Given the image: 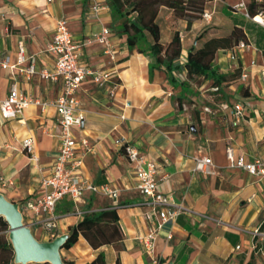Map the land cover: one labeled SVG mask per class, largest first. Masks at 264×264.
I'll return each mask as SVG.
<instances>
[{"label":"crops","instance_id":"0c3cea01","mask_svg":"<svg viewBox=\"0 0 264 264\" xmlns=\"http://www.w3.org/2000/svg\"><path fill=\"white\" fill-rule=\"evenodd\" d=\"M94 1L104 5L98 12L92 10ZM248 3L210 0L205 10L211 20L201 19L190 28L185 21L176 20L171 10L162 8L157 19L161 42L169 44L178 33L182 45V55L173 62L170 73L164 55L156 63L116 34L105 0H0L1 60L8 57L14 64L23 44L27 54L37 58L38 71H52L56 58L47 50L58 21L66 19L77 41H91L82 50L80 61L110 74L104 86L88 77L78 90L85 120L76 135L93 146L83 175L96 186L109 185L118 191V197L89 192L77 204L66 198L49 217L27 213L25 206L44 194L41 180L58 155L62 131L52 104L60 96L62 84L39 75L28 81L18 71L3 69L0 62V101L17 84L24 94L49 104L29 106L19 120H6L0 113V194L20 206L24 223L40 243L60 237L67 240L86 217L102 211L115 210L119 216L120 250L115 244L94 249L79 235L71 248L61 249L64 263L89 264L102 255L106 264H247L254 255L256 264H264L258 261L264 255L254 249V231L261 228L264 232V176L232 169L227 158V150L233 149L249 162L264 161V25L257 20L263 16L253 19L248 15ZM163 11L170 12L164 26L160 23ZM104 26L111 31L108 46L97 39ZM235 28L244 31L250 48L236 60L232 59L234 49L218 52L215 66L219 74L241 70L237 80L224 85L218 95L221 101L214 99L217 95L210 83L201 88L184 86L188 52L208 40L229 36ZM208 92L213 94L203 106L201 96ZM219 103L244 104L245 118L234 126L229 113L205 111L207 107L215 110ZM29 137L35 141V162L23 148ZM124 144H131L157 164L159 190L172 197L181 210L175 220L162 224L153 255L147 254L141 239L157 227L158 218H147L155 208L146 205V198L136 189ZM196 158L211 159L212 174L195 171ZM70 202L74 207L67 211Z\"/></svg>","mask_w":264,"mask_h":264},{"label":"built area","instance_id":"2783aa9c","mask_svg":"<svg viewBox=\"0 0 264 264\" xmlns=\"http://www.w3.org/2000/svg\"><path fill=\"white\" fill-rule=\"evenodd\" d=\"M50 2L52 0H49ZM244 6V5H243ZM104 5L101 2L94 1L92 10L98 12ZM212 15L204 11L202 19L210 21ZM264 19V17H262ZM263 24V23H262ZM264 25V24H263ZM111 35L110 27L104 26L102 33L99 35L100 44L109 45V37ZM91 41H77L70 32L66 19H60L57 23L52 44L48 47L47 52L56 58L55 68L52 71L37 69V58L27 54L26 46L21 44L18 49L17 59L14 64L10 58H3L0 62L3 69L18 71L21 75L30 81L36 75L41 79L54 83L62 84L60 96L53 106H55L58 114V122L62 131L61 143L55 164L51 171L43 176L41 180L44 194L35 200L27 202L25 212L37 215H49L53 217L58 204L69 198L74 203H79L86 193H97L108 196L109 198H117L118 191L112 189L109 185L96 186L86 179L83 175V167L86 157L92 153L93 146L86 138H79L76 130L80 129L85 117L80 109V101L77 92L83 82L88 77H93L94 82L99 86H104L110 78L107 72L95 71L91 66L80 61L81 52ZM250 48V44L241 41L233 50L232 59L236 60L240 54ZM247 76L244 75L243 78ZM212 92L217 93L218 88H212ZM31 105L47 106L34 100L32 97L24 94L14 84L9 92L8 97L4 101H0V113L6 120H19L23 111ZM209 113H229L233 118L234 126H238L242 119L245 118L247 108L244 104L238 103L233 106L227 103H219L216 109L205 108ZM23 148L30 155L32 162L37 161L35 156V141L29 137L23 141ZM122 150L133 166L134 175L137 180L136 189L146 198V205L155 208L153 213L147 215L149 220L153 216L158 218L157 227L152 229L147 236L141 241L144 244L148 255H153L156 249V241L162 224L168 220H175L181 213L180 208L176 206L172 197L163 194L159 190L160 181L158 176V166L155 162L150 161L131 144H124ZM227 158L230 168L245 170L253 176H264V161L257 160L249 162L244 156H236L233 149L227 150ZM195 171L205 174H212V161L208 158H196ZM24 218V211H22ZM254 249L259 254L264 255L263 242L264 232L260 229L254 231Z\"/></svg>","mask_w":264,"mask_h":264},{"label":"trees","instance_id":"16d2710c","mask_svg":"<svg viewBox=\"0 0 264 264\" xmlns=\"http://www.w3.org/2000/svg\"><path fill=\"white\" fill-rule=\"evenodd\" d=\"M105 1L111 10L116 34L125 37L130 48H137L141 53H146L156 60V63L159 57L164 55V64L167 65V70L171 73L173 62L180 59L182 55V45L178 33L174 35L169 44L164 45L161 42L160 27L157 23L160 10L162 8L171 10L176 20L185 21L190 28L202 19L206 4L210 0ZM248 1V15L253 19L257 16L264 17V0ZM207 32L206 30L200 34L197 40L201 41ZM241 41L247 42V37L242 29L235 28L227 37L211 39L206 41L202 47L191 49L187 55L185 64L187 76L183 85L190 87L192 84L196 88H201L204 84L210 83L211 88H218L216 95H220L225 84L233 82L241 76V70L238 69L228 75L219 74L215 66L216 56L220 50L234 49ZM170 80L174 82L172 77ZM67 206V211H70L74 204L70 202ZM9 230L8 222L0 216V264H17L15 263V251L9 238ZM79 235L85 237L94 249L103 245L115 244L120 250L121 246L119 245L123 237L119 228L117 212L108 209L94 217H86L83 222L72 229L63 247L71 248L78 241ZM66 264L73 263L67 262ZM89 264H106V260L104 256L99 255ZM247 264H256L254 255L251 256Z\"/></svg>","mask_w":264,"mask_h":264},{"label":"water","instance_id":"95a60500","mask_svg":"<svg viewBox=\"0 0 264 264\" xmlns=\"http://www.w3.org/2000/svg\"><path fill=\"white\" fill-rule=\"evenodd\" d=\"M0 216L4 217L10 226L9 238L15 251V263L66 264L60 255L66 239L60 237L49 243L38 242L30 227L24 223L20 206L7 201L1 194Z\"/></svg>","mask_w":264,"mask_h":264},{"label":"rangeland","instance_id":"374dc122","mask_svg":"<svg viewBox=\"0 0 264 264\" xmlns=\"http://www.w3.org/2000/svg\"><path fill=\"white\" fill-rule=\"evenodd\" d=\"M169 13L170 12H168V11H163V13L161 14V20H160V23H161V25H163L164 26V20L167 18V17H169L168 15H169ZM133 16H135V15H133ZM170 18V17H169ZM173 19V17L171 16V19H170V21L169 22H171V20ZM168 23V22H167ZM208 87H206V89H207ZM213 93L212 92H208V93H206L205 94V96L206 97H202L201 96V102H200V104L201 105H206V104H209V97H210V95H212ZM215 100L217 99V101L218 100H220V97L217 95L215 98H214ZM221 101V100H220ZM258 261H260V262H264V258L263 257H261V258H259V260Z\"/></svg>","mask_w":264,"mask_h":264},{"label":"bare ground","instance_id":"6f19581e","mask_svg":"<svg viewBox=\"0 0 264 264\" xmlns=\"http://www.w3.org/2000/svg\"><path fill=\"white\" fill-rule=\"evenodd\" d=\"M257 20H258V22H260V23H263V24H264V19H263V18H261V17H258V18H257Z\"/></svg>","mask_w":264,"mask_h":264}]
</instances>
